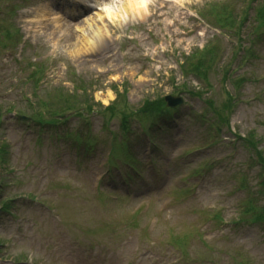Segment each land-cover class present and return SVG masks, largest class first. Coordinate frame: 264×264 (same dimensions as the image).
Returning a JSON list of instances; mask_svg holds the SVG:
<instances>
[{
	"label": "rangeland",
	"instance_id": "1",
	"mask_svg": "<svg viewBox=\"0 0 264 264\" xmlns=\"http://www.w3.org/2000/svg\"><path fill=\"white\" fill-rule=\"evenodd\" d=\"M209 1L230 3L237 17L250 5L241 36L253 56L244 57L235 33L200 13ZM106 3L112 17L103 9ZM118 4L126 0H0V264H264V223H251L248 213L241 219L247 197L264 205V193L258 192L262 167L247 140L209 145L214 136L232 134L224 125L217 134L211 124L216 115L207 104L211 99L219 107L229 89L236 98L233 131L243 136L254 131L264 154V33L260 39L254 31L264 0H151L143 16L131 21L129 10ZM5 28L18 29L20 39L14 34L15 43L3 45ZM214 40L219 58L209 72L210 84L191 73L184 76L180 63L188 52ZM34 61L45 66L36 90L28 78ZM223 67L232 72L226 82ZM238 75L247 77L240 86L234 82ZM190 90H201L202 96ZM72 91L78 94L77 107L98 102L94 114L84 106L66 110L68 121L53 127L7 111L21 107L30 115L41 108L39 96L49 92L57 99ZM122 91L125 98L117 93ZM169 93L185 97L181 120L165 130L150 129L152 146L138 119L132 120L135 131L128 139L136 173L120 158L108 169L110 141L114 134L121 137V110ZM114 101L111 117L101 107ZM82 111L85 120L75 115ZM202 112L205 121L198 116ZM81 130L98 140L91 153L74 144ZM73 145L78 148L70 150ZM208 156L214 161L210 169L181 178ZM98 178L99 190L94 188ZM183 185L192 192L174 191ZM23 191L43 202L13 203L8 212L1 208L16 193L34 196ZM100 194L117 198L104 200ZM216 212L221 220L214 219ZM98 225L99 234L92 235ZM192 226L200 236L187 238L184 248L170 242L172 233L183 231L180 236L186 237Z\"/></svg>",
	"mask_w": 264,
	"mask_h": 264
},
{
	"label": "trees",
	"instance_id": "2",
	"mask_svg": "<svg viewBox=\"0 0 264 264\" xmlns=\"http://www.w3.org/2000/svg\"><path fill=\"white\" fill-rule=\"evenodd\" d=\"M227 2H222L220 5H217L215 3H211L209 5V8L207 10V14L211 15L215 18L214 22L222 27V28H228L231 30L230 32L238 33L240 34L242 25L246 19L247 12L244 11V14H242L239 19L235 16L232 8H228ZM257 24L260 26L264 25V8L261 7L257 10ZM257 25V27H258ZM218 54H219V45L214 42H208L206 45H204L202 48L194 49L190 52L188 56H186L183 64H182V71L183 73L186 72V70L189 73L195 74L200 79L207 80L209 77V72L211 68L213 67L214 63L216 64L218 61ZM33 77V74H31ZM230 77L229 68L224 67L223 68V74L221 76L223 81H226ZM243 78L242 76L235 77L234 81L238 85V82L241 81ZM35 81L37 78L34 79ZM61 92L60 90H58ZM119 93V92H118ZM227 97L226 99L221 103L220 107H213L215 113L217 114L218 118H220V121L224 120L226 122L228 120V117L230 116L231 110H232V100L233 95L230 93L229 90H226ZM51 93H47L45 95V99H40L41 104L45 107L44 109H47L49 112L53 114H56L58 112L62 113L67 109L73 108L76 100V96L72 93H62L59 95V98H54L53 95H50ZM70 94V95H69ZM120 94V93H119ZM75 98V99H72ZM161 102L160 99L155 101H146L142 109L140 110V113H144L145 115H153L155 110V105ZM212 103V101H209ZM55 103V104H54ZM87 103V102H85ZM161 104V103H160ZM86 107H91V104H87ZM161 110V109H160ZM159 110V112H160ZM40 112V111H39ZM127 120H129V114L123 113V121L125 129H129V125H127ZM254 145H257L253 142ZM121 150L125 152L127 155V147L124 144L121 147ZM259 160L261 161V164L264 166V154L263 152L259 151ZM262 217H253L254 220L257 219H264V216Z\"/></svg>",
	"mask_w": 264,
	"mask_h": 264
},
{
	"label": "bare ground",
	"instance_id": "3",
	"mask_svg": "<svg viewBox=\"0 0 264 264\" xmlns=\"http://www.w3.org/2000/svg\"><path fill=\"white\" fill-rule=\"evenodd\" d=\"M149 1H151V0H126V5L123 6V5L118 4L117 6L120 8V10H123V11L129 10L130 15L128 16V20H132L134 18H140L143 16L145 10L148 9ZM49 8H50V6H49ZM103 9H104L106 15H109L110 17L113 16L112 11H111L112 6H110L109 4L106 3L104 5ZM41 10H43L45 12L43 7L41 8ZM39 27H43L42 22H40L38 24L37 30L39 29ZM51 29H53L55 31V28H51ZM87 39L88 38H86V40ZM68 40H70V39H68Z\"/></svg>",
	"mask_w": 264,
	"mask_h": 264
},
{
	"label": "water",
	"instance_id": "4",
	"mask_svg": "<svg viewBox=\"0 0 264 264\" xmlns=\"http://www.w3.org/2000/svg\"><path fill=\"white\" fill-rule=\"evenodd\" d=\"M166 98L169 100L170 104H176L177 102H180V98L177 97L167 96Z\"/></svg>",
	"mask_w": 264,
	"mask_h": 264
}]
</instances>
